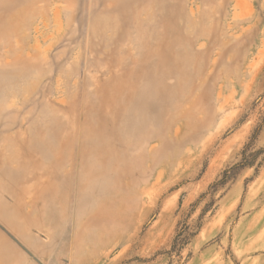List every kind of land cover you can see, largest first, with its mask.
<instances>
[{"label":"rangeland","instance_id":"obj_1","mask_svg":"<svg viewBox=\"0 0 264 264\" xmlns=\"http://www.w3.org/2000/svg\"><path fill=\"white\" fill-rule=\"evenodd\" d=\"M0 264H264V0H0Z\"/></svg>","mask_w":264,"mask_h":264},{"label":"trees","instance_id":"obj_2","mask_svg":"<svg viewBox=\"0 0 264 264\" xmlns=\"http://www.w3.org/2000/svg\"><path fill=\"white\" fill-rule=\"evenodd\" d=\"M223 180H224V179H223ZM179 236H180V233L177 234V236H176V238H175L174 246H177V245H179V244H181V243H182V244L185 243V238H181V240H180Z\"/></svg>","mask_w":264,"mask_h":264}]
</instances>
